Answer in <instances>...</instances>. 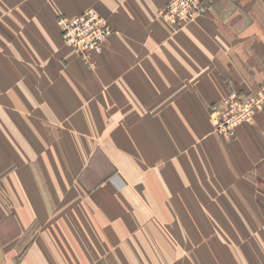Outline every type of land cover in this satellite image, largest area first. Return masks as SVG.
<instances>
[{
  "label": "crops",
  "instance_id": "1",
  "mask_svg": "<svg viewBox=\"0 0 264 264\" xmlns=\"http://www.w3.org/2000/svg\"><path fill=\"white\" fill-rule=\"evenodd\" d=\"M169 1L0 0V264H264V109L209 112L264 85V0ZM90 9L93 65L58 23Z\"/></svg>",
  "mask_w": 264,
  "mask_h": 264
},
{
  "label": "built area",
  "instance_id": "2",
  "mask_svg": "<svg viewBox=\"0 0 264 264\" xmlns=\"http://www.w3.org/2000/svg\"><path fill=\"white\" fill-rule=\"evenodd\" d=\"M208 10L207 0H171L159 10V15L167 23L181 28L206 15ZM58 23L65 43L91 65V57L103 51L113 33L107 19L93 9L76 17L61 16ZM263 108L264 86L256 93H231L221 103L211 107L215 133L224 138L234 137L236 128L243 122L253 121L256 113Z\"/></svg>",
  "mask_w": 264,
  "mask_h": 264
},
{
  "label": "rangeland",
  "instance_id": "3",
  "mask_svg": "<svg viewBox=\"0 0 264 264\" xmlns=\"http://www.w3.org/2000/svg\"><path fill=\"white\" fill-rule=\"evenodd\" d=\"M170 1H171V0H170ZM170 1H169V2H170ZM169 2H167V3H169ZM167 3H166L164 6H166ZM164 6H163V7H164ZM208 7H209V6H208ZM160 9H161V8H160ZM160 9H159V10H160ZM87 11H88V10H87ZM95 11H96V10H95ZM158 16L160 17V15H159V11H158ZM160 18H161V17H160ZM161 19H162V18H161ZM171 25H172V24H171ZM174 27H175V26H174ZM182 27H183V26H182ZM175 28H178V27H175ZM179 29H180V28H179ZM263 86H264V85H262L261 87H263ZM261 87H260V88H261ZM256 92H257V91H255V92H251V93H256ZM251 93H248V94H251ZM241 95H242V94H241ZM244 95H246V94H244ZM221 102H222V101H221ZM221 102H219V103H221ZM219 103H215L214 105L219 104ZM214 105H212V106H214ZM212 106H211V107H212ZM211 107H210V109H209V112H210V110H211ZM263 109H264V108H263ZM263 109H262V110H263ZM259 111H260V110H259ZM256 114H257V113H256ZM210 117H211V115H210ZM211 121H212V119H211ZM253 121H254V120H253ZM251 122H252V121H251ZM243 123H244V122H243ZM245 123H246V122H245ZM241 124H242V123H241ZM212 125H213V123H212ZM236 129H237V128H236ZM215 132H216V131H215V129H214V125H213V133L215 134ZM216 134H217V133H216ZM235 135H236V134H235ZM220 136H221V135H220ZM234 137H235V136H234ZM234 137H231V138H224V137H223V138H224V139L231 140V139H233Z\"/></svg>",
  "mask_w": 264,
  "mask_h": 264
}]
</instances>
